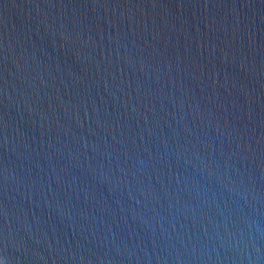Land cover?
I'll use <instances>...</instances> for the list:
<instances>
[{"label": "water", "instance_id": "95a60500", "mask_svg": "<svg viewBox=\"0 0 264 264\" xmlns=\"http://www.w3.org/2000/svg\"><path fill=\"white\" fill-rule=\"evenodd\" d=\"M0 264H264V0H0Z\"/></svg>", "mask_w": 264, "mask_h": 264}]
</instances>
